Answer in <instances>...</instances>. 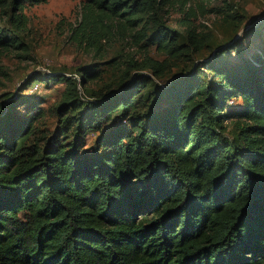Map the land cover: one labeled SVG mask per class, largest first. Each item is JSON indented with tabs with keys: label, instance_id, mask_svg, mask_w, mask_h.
<instances>
[{
	"label": "trees",
	"instance_id": "trees-1",
	"mask_svg": "<svg viewBox=\"0 0 264 264\" xmlns=\"http://www.w3.org/2000/svg\"><path fill=\"white\" fill-rule=\"evenodd\" d=\"M171 1H81L74 41L117 36L162 59L131 58L90 100L93 67L32 73L29 87L64 86L53 134L37 130L40 101L0 104V264H264V55L221 63L235 35L216 45L191 8L171 29ZM47 2L0 0V54H27L24 10ZM209 12L235 37L246 22L235 5Z\"/></svg>",
	"mask_w": 264,
	"mask_h": 264
},
{
	"label": "rangeland",
	"instance_id": "rangeland-1",
	"mask_svg": "<svg viewBox=\"0 0 264 264\" xmlns=\"http://www.w3.org/2000/svg\"><path fill=\"white\" fill-rule=\"evenodd\" d=\"M81 1L83 0H48L46 4L26 7L24 14L28 19V26L20 38L27 46V54L12 49L0 54V104L5 109L10 100L40 101L42 118L37 124V130L47 135L53 134L58 127L55 107L64 86L37 82L29 87L32 73L38 72L44 76L50 72H59L76 77L75 72L78 69L93 67L98 78L84 87L79 86V97L90 100L107 86L113 89L117 86L131 58L139 62L147 54L154 59H162L154 47H143L142 44L136 46L130 39L123 40L117 36L103 40L98 49L84 47L74 41L72 33L81 20ZM182 1L172 0L165 8L167 10L163 14L167 18L164 19L166 26L178 29L177 21L181 18L182 11L191 8L197 14L193 21L195 26L209 32L216 45L236 34L232 25L209 11L225 8L227 3L235 5L240 12L245 13L246 22L241 25L237 37L233 38L237 41L236 48L226 52L220 59L221 63L232 68L241 64L243 59L264 55V0H188L184 7L181 5ZM200 6L205 8V13L200 12ZM0 26L9 27L5 22H0ZM153 29L149 28V35ZM178 73L176 70L170 72L165 82L172 80ZM145 74L147 73L144 72ZM167 106L168 102L161 100L155 111L159 112ZM27 107H19L17 114L24 116ZM104 129L102 128L103 131ZM98 136V133L89 134L85 148H90Z\"/></svg>",
	"mask_w": 264,
	"mask_h": 264
}]
</instances>
